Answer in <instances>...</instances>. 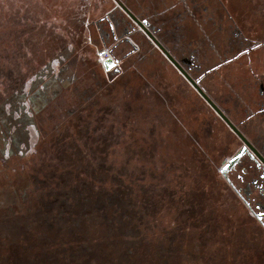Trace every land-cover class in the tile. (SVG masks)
I'll return each instance as SVG.
<instances>
[{"label":"flooded vegetation","instance_id":"flooded-vegetation-1","mask_svg":"<svg viewBox=\"0 0 264 264\" xmlns=\"http://www.w3.org/2000/svg\"><path fill=\"white\" fill-rule=\"evenodd\" d=\"M118 1L123 3V6L119 5L121 11H109L91 24L99 28L104 40L102 53L108 51V57L116 62L105 72L108 76L124 74L125 65L139 66L153 54L165 58L166 61L160 63L157 60L152 65L164 64L170 69V76L177 79L170 78V89L160 91L161 95L156 92L160 105H151L152 113L147 117L156 120L153 126L193 135L197 142H202L204 149L206 146L216 148L223 143L224 154L204 158L213 169L207 179L214 202L221 205V195L227 194V220H175L170 227L174 234L159 241L156 238L147 241L142 237L144 233L139 234L142 229L160 227L165 230L161 221L142 229L132 219L121 221L112 226L113 232L107 221L103 225V234L107 238L100 240L104 236H99L100 230L95 223L101 222L95 220L101 213L95 214L97 207L92 208L91 203L104 204L105 199L125 192L127 174L120 181L122 190H101L89 185L84 186L89 190L80 188L82 181L72 175L71 167L83 158L105 164L111 155L108 149L112 143L108 140L110 132L105 129L100 132L103 135L101 145L91 141L89 129L84 131L77 126L82 119L86 121L96 116V111L103 112L100 107L112 101L111 93L114 98H119L120 104L121 101L120 94L114 92L111 85H97L94 78H88L85 73V77L68 79L59 86V90L63 89L60 95L65 94L71 100L65 111V123L55 125L58 131L44 130L45 134H51L50 159L54 162L47 161L43 155L33 158L36 160L32 164L28 153H24L20 156L26 160L23 162L26 170L20 177L14 164L18 158L14 155L19 154L14 150L9 156L5 155L6 139L4 137L3 141L4 131L0 133V264H127L130 255L134 258L131 261H151L152 264H175L174 260L183 264H264V0ZM91 25L90 34L93 35ZM143 69V66L138 67L141 75ZM134 85L141 87L138 80ZM100 87L104 88L100 91ZM177 91L182 92L183 101L176 97ZM135 94L143 96L140 91ZM133 95L127 99L138 102ZM206 97L229 117L249 143L229 127ZM127 99L122 101L123 108ZM181 103L183 107L179 109ZM43 107L41 112L45 110ZM85 108L91 109L86 111ZM57 114L51 118L58 119L64 113ZM13 115L12 112L11 117ZM8 119L4 120L6 124ZM69 122L74 123V128L66 125ZM221 124L229 128L235 142L232 135L227 137L228 134L223 133L225 128ZM8 127L4 133L7 139L14 135ZM122 130L125 132H120V136L125 138L127 130ZM26 133L24 130L23 135ZM45 146L47 149V144ZM243 147L247 150L228 171L231 184L221 168ZM96 149L100 150L98 156L94 154ZM25 150L30 152V144ZM111 160L119 161L123 166L127 163L119 158ZM56 161L62 166L58 167ZM193 181L199 179L195 177ZM135 193L138 195L139 192L135 190ZM93 195L98 196V200L94 201ZM180 197L186 203L184 213L188 218L191 199ZM157 205L158 201L154 200L153 209ZM191 229L194 232H190ZM134 230L137 233H133Z\"/></svg>","mask_w":264,"mask_h":264},{"label":"rangeland","instance_id":"rangeland-1","mask_svg":"<svg viewBox=\"0 0 264 264\" xmlns=\"http://www.w3.org/2000/svg\"><path fill=\"white\" fill-rule=\"evenodd\" d=\"M121 8L116 0H0V133L1 131H4V133L7 132L6 126H9L10 131L14 133V135H9L8 139L3 133V141L4 137L6 139L4 141L5 145H3L6 156H9L14 150L15 153L19 154L18 156L14 155L18 157L15 158L17 161L14 164L17 167V173L20 177V173L26 170V166L24 165L26 163H23L26 160L21 159L20 156L24 155V153H28L31 159L30 163L32 162V164L36 160L33 158H40L43 155L47 161L51 160L54 162L53 159H50L52 158L51 150L53 149L51 134H45L44 130L49 132L57 129L55 127L56 123L62 125L67 119L65 111L71 99L65 94L60 95L63 89L59 90L61 89L59 87L60 84L62 85L66 80L76 79V77L81 76L83 78L85 77V73H87L86 75H89L88 78H94L93 80H95L97 85H101L100 83H108L105 86L111 85L112 89L114 88V92L120 94L121 104L115 106L116 102L112 100L109 101V105L114 106L118 110L116 114L123 117H118L121 120L126 117V113L121 111L122 101L133 94L137 97L135 93L140 91L143 95L139 98L142 104L141 112H144L143 114L145 115L147 113L151 114L152 110L149 107L151 105L154 107L160 105L156 92L161 95L163 91L168 90L169 79H177L170 76L171 71L164 64L162 66L152 65L157 60L160 63L166 61L163 56L159 57L156 54L148 56L147 61L139 65L144 67L142 75L139 73V66L127 64L125 65L126 72L124 74H111L108 76L103 65V60L107 59L106 55L108 51L107 53H102L104 50V40H102L99 28L97 29L96 26L91 24H95L98 19L108 14L109 11L114 9L121 11ZM90 25L93 30V35L90 34ZM160 66L162 67V75L159 74ZM177 73L175 71V76H177ZM136 80L140 82L141 87L134 85ZM87 81L88 83H93L92 81ZM12 83H14V86L11 85ZM104 87H100L99 90L101 91ZM175 88L178 90L177 87ZM57 89L59 90L58 92ZM107 90L108 88L106 87ZM176 97L181 101L185 98L181 91H177ZM105 98L107 99V97ZM164 98H167V96ZM144 105L145 108L143 109ZM183 105L181 103L178 108L181 109ZM42 106H44L43 109L45 110L41 112ZM12 112L14 115L11 117ZM57 113L64 114L58 119L51 118L55 114L58 115ZM5 118H9L7 124L4 121ZM107 119L109 121L114 120L113 116H108ZM126 121L128 123L129 119L126 118ZM4 122L6 125L3 124ZM23 126L24 129H22ZM146 126L144 124L143 128ZM221 126L223 128L226 127L224 124H221ZM108 129L110 130L111 128ZM24 130L25 132L27 131L26 136L23 135ZM112 130L118 134L115 138L120 136V132H125L120 128ZM156 130L166 135L171 132L166 127H158ZM18 132L22 133L18 135ZM223 133L232 135L234 142L236 141L235 136L228 127L223 130ZM174 134L176 136H182L181 131H176ZM29 144L30 152L25 150ZM46 144L47 149H45ZM186 145L183 139L178 138L174 143L169 144V149L173 152L177 150L181 151L183 148L185 149ZM113 147L122 149L124 145H119L116 142ZM169 149L167 147L160 148L158 158L157 156H153L152 161L156 166L168 164L171 167L178 165L182 167V163L188 161V157L185 154L192 152V150H188L187 153L178 156L175 161H170L162 158L165 155V151ZM141 158L143 156H140L139 159ZM137 160L135 159L131 163L137 164ZM19 162L23 164L18 165ZM48 165L54 166L52 163ZM196 167L197 165L192 164V170L187 169L186 174L182 176L179 183L183 185L182 189L184 186L190 187L194 185L193 179L195 177L208 180L207 175L193 173ZM33 170L31 166V171ZM178 170L180 172L182 171L181 168H176L172 171V175H175V172ZM88 180H90L89 176L83 179V182L87 183ZM103 184V188L108 190L109 186L106 183ZM175 184L176 182L174 180L172 185L179 188ZM208 187H210L209 183ZM230 200L231 198L228 202ZM91 206L94 208L105 205L103 203L93 202ZM172 211L171 209L169 212L161 211L160 216L156 214L157 219L152 222L154 223L162 219L161 223L166 227L165 230L160 227L156 228V230H146L147 232L142 237L147 241L151 238H156L159 241L164 237L174 234L170 230V227L176 223V215L174 213L178 209L175 208V212ZM226 211H228V207ZM141 234L143 232L139 236ZM128 238L131 237L128 236ZM146 247H149V244H146ZM130 249L133 250V247H130ZM133 255H137V253ZM133 259L130 255V261L127 264H152L151 261H131ZM174 262L175 264H183L175 260Z\"/></svg>","mask_w":264,"mask_h":264},{"label":"trees","instance_id":"trees-1","mask_svg":"<svg viewBox=\"0 0 264 264\" xmlns=\"http://www.w3.org/2000/svg\"><path fill=\"white\" fill-rule=\"evenodd\" d=\"M113 95L114 94L112 93V100L116 102L115 106H118V104H120L119 98H114ZM140 97L141 96L139 95L136 97L139 103L135 102L134 99H127L125 108L121 106V111L126 113V117L124 119L119 120L118 117H123L116 114L118 110L114 108V106H110L107 103V106L104 104L100 107V109L103 110L101 113L104 114L98 115L101 113L96 111L94 114L96 116L91 117L86 121L82 119L81 123L77 126L84 131L89 129L90 134L92 135L91 141L93 143L95 141L96 144L99 143L101 145L103 142L100 139L103 135H100V132L103 133L105 130L109 131L108 140L112 143V148L110 146V149H108V152L110 150L111 155L105 164H98L97 160H95V157H97L100 153V150L96 149V153H94L97 155L94 157L95 162H90V160L87 161L84 158L82 159L83 161L80 162L78 159L76 161L77 164L74 163V166L71 167L72 175L77 178L79 182L82 181L79 183L80 188L89 190L88 186L84 187L85 185H89L103 190L104 186L102 185H104L103 183H106L111 191L122 190L124 187L123 183L120 181L121 179H124L127 174V182H124L125 192L123 191L119 194V196H114L111 199L109 198L110 200L105 199V206H97V208L94 209L95 214L98 212L101 213L95 220V222H101L102 224L95 223L100 230L99 236H104L103 225H106L107 221L109 222L111 232L114 231L112 226L120 224L121 221L127 222L131 219L133 222H137L136 225H139V229H142V227H147V225L153 224L152 222L157 219L156 214L157 216H160L161 211L167 212V210L173 208L174 210L175 208L178 209V211L174 214L176 215V220L180 222H183V220L191 222L226 221L228 217L226 211L227 204H225L227 194H223V196L221 195L220 205L214 202V197L210 192L211 188L208 187V180L203 178L199 179L198 182L193 181L194 185H191L190 187L184 186L183 189L181 187L183 185L179 184L182 176L186 174V170H192V164L197 165V168H195L193 173L211 176L213 174V169L209 168V164L207 162L205 163L204 157L216 158L215 155H218L219 153L221 155L224 154L226 150L223 143L221 145H217L218 147L216 148L206 146V149H204L202 142H197V140L192 137L193 135L191 136L187 133H182V136H176L173 132H170V134L167 135L165 133H160L156 130L158 127L153 126L155 125L156 120H154L152 116L147 117V115L143 114L144 112H141L142 104L140 103ZM144 108L145 105L143 109ZM90 109L91 108H85L86 111ZM108 116H113L114 120L109 121L107 119ZM126 118L129 119L128 123ZM144 124L147 125L145 128H143ZM66 125H70L72 126H69L70 128H74V123L72 122H69V124L67 123ZM153 127L154 129H152ZM108 128L111 129L109 130ZM118 128H124L128 131L126 132L125 138L121 136L115 138L118 134L112 129ZM139 129L141 130L139 131ZM228 136H230V134H228ZM178 138L183 139L184 143L187 145L185 146V149L183 148L181 151L177 150L176 153L169 149V144L174 143V141ZM116 142H118L119 145H124V148L119 149L118 147H113ZM188 145L190 146L189 148ZM163 147H167L169 150L165 151V155L162 158L170 161H175L178 156L187 153L188 150H192V152L185 154L188 157V161H184L182 163V167L181 165L171 167L168 164L156 166L152 161V158L153 156H157L158 158V154H160L159 150ZM140 156H143V158L139 159ZM115 158H119L121 160L124 159L129 164L126 163V165L123 166L119 161L114 162L111 160ZM135 159H138L136 161L137 164L131 163L132 161H135ZM200 159H202V161ZM55 164L58 165V167L62 166L57 161ZM206 165L208 169L204 167ZM176 168H181L182 171L180 172L178 170L175 172V175H172V171ZM63 169L65 168L63 167ZM190 173H192V171H190ZM88 176L90 177V180H88L87 183L83 182V179L88 178ZM174 180L176 182L175 185L179 188L172 185ZM135 190L139 192L138 195L135 193ZM143 190L145 191L144 193L142 192ZM157 191H159L160 195ZM223 192H226V190H223ZM180 196H186L191 199L188 218L184 213L186 203L183 202V198ZM93 198L94 201L98 200V196L96 195H93ZM154 200L158 201L159 205L153 209ZM193 203L195 206L192 205ZM174 210L172 212H175ZM104 215H106V218ZM158 221L159 220L156 222ZM160 221H162V219ZM192 229H194V227H192ZM192 229L190 232H194ZM142 230L143 233L147 232V229ZM139 232H141V230H139ZM133 233H137V230H134ZM81 237L85 238L84 236ZM106 238L107 237L104 236V238L100 240H105ZM95 239L97 238L95 237Z\"/></svg>","mask_w":264,"mask_h":264},{"label":"water","instance_id":"water-1","mask_svg":"<svg viewBox=\"0 0 264 264\" xmlns=\"http://www.w3.org/2000/svg\"><path fill=\"white\" fill-rule=\"evenodd\" d=\"M119 5L123 6V3L116 0ZM126 10H128L125 7ZM128 13L130 16H132L135 20L138 21L137 17L134 16V14L131 13L130 10H128ZM157 44L161 46L158 42ZM162 47V46H161ZM163 48V47H162ZM164 49V48H163ZM176 65L177 62H175ZM116 64L115 60L112 57H108L103 61V65L105 69L110 70L114 65ZM180 69L183 71V69L180 67ZM208 101L216 108L220 116L226 121V123L229 125V127L242 139L244 142L249 143L248 140L245 138V136L242 134V132L237 128V126L229 119L227 115H225L208 97H206ZM247 150L246 147H243L240 149L234 156H232L230 159L225 161L224 165L221 168L222 174L228 179V181L232 184L229 176H228V171L236 164V162L239 160V158L244 154V152Z\"/></svg>","mask_w":264,"mask_h":264},{"label":"built area","instance_id":"built-area-1","mask_svg":"<svg viewBox=\"0 0 264 264\" xmlns=\"http://www.w3.org/2000/svg\"><path fill=\"white\" fill-rule=\"evenodd\" d=\"M109 55L107 54L106 57H108ZM105 57V56H104Z\"/></svg>","mask_w":264,"mask_h":264}]
</instances>
